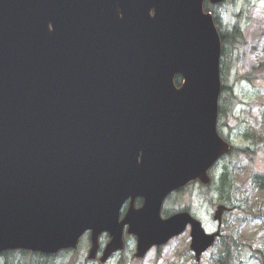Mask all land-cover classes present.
I'll use <instances>...</instances> for the list:
<instances>
[{"label": "water", "instance_id": "obj_1", "mask_svg": "<svg viewBox=\"0 0 264 264\" xmlns=\"http://www.w3.org/2000/svg\"><path fill=\"white\" fill-rule=\"evenodd\" d=\"M202 2L0 0V252L57 253L90 231L92 259L107 232L104 261L125 225L136 257L187 225L197 255L212 245L218 234L188 214L160 218L168 194L208 184L228 151L215 130L219 41Z\"/></svg>", "mask_w": 264, "mask_h": 264}, {"label": "rangeland", "instance_id": "obj_2", "mask_svg": "<svg viewBox=\"0 0 264 264\" xmlns=\"http://www.w3.org/2000/svg\"><path fill=\"white\" fill-rule=\"evenodd\" d=\"M222 11V21H225L226 17L231 20L232 17L235 21L237 19L240 22L239 25L246 41L244 45L236 44V48L229 47L224 51L223 62L226 67V80L228 85H231V82L238 76L237 73L249 72L263 79L262 83L254 84L252 82L253 86L246 81L239 80L242 84H237L236 94L239 98L246 100V104L248 100L253 99L254 104H250L253 110L247 113L251 116L254 123L251 119H248L247 123L253 125L257 134L264 137V115L259 117L261 113H264V108L262 107L264 103V0H226ZM256 107H259L258 110L255 109ZM246 108L244 112L247 111ZM242 119L245 120L246 116H242ZM255 120L258 121L256 122L257 125H255ZM229 123H236V118L229 120ZM224 131L225 134H228V130ZM237 164L240 172L234 177V180L239 184V193H248L249 203L252 206L261 203L263 208L258 209L256 213L252 210L250 212L255 213L257 217L258 215H264V157L258 153L250 161L246 156L239 155ZM257 174L262 175V179H259L256 176ZM191 188L190 192L187 190L181 192L178 196L172 197L170 199L172 205L179 208L189 207L201 220L205 230L213 231L214 225L211 221L208 199L210 197L214 198L215 191L204 190L200 186ZM245 210L247 211V209ZM259 217L263 218V220L251 217L248 212L234 213V215L230 216L229 221L227 220L229 223L226 226L229 225L233 227V230L237 231L238 240L252 243L254 249L263 250L264 217ZM188 238V231H186L182 236L174 239L166 247L159 250V252L153 249L143 261H135L134 264H193L194 262L189 259L188 255L184 254ZM87 248L88 239L84 237L79 251L81 255L86 253ZM210 251L203 256L202 264H212L211 253L213 251ZM61 259L63 257L58 258V260ZM242 264L259 263L253 258L251 261Z\"/></svg>", "mask_w": 264, "mask_h": 264}, {"label": "trees", "instance_id": "obj_3", "mask_svg": "<svg viewBox=\"0 0 264 264\" xmlns=\"http://www.w3.org/2000/svg\"><path fill=\"white\" fill-rule=\"evenodd\" d=\"M235 35H237V29L234 28L231 32L221 33V39L224 41L235 40ZM239 36V34H238ZM179 79H177V83ZM230 101L227 97L221 98L220 104V114L223 111H228ZM229 186H230V174L226 171L220 177L219 184L217 188L220 189V195L223 199H229ZM219 191V190H218ZM225 250L223 252V257L225 262L228 263L232 258V247L238 248L239 245L232 241L231 243H225ZM241 249V248H240ZM259 262L264 264V252L260 253ZM0 264H51L49 257L37 253H31L27 251H7L0 253Z\"/></svg>", "mask_w": 264, "mask_h": 264}, {"label": "flooded vegetation", "instance_id": "obj_4", "mask_svg": "<svg viewBox=\"0 0 264 264\" xmlns=\"http://www.w3.org/2000/svg\"><path fill=\"white\" fill-rule=\"evenodd\" d=\"M222 175V174H221ZM221 175L219 176V179H218V183H217V185H216V189H215V193H216V196H217V199L218 200H220V202H223V203H228L227 205H231L232 203H230V202H227V200H225V199H223L222 197H221V195H220V189L219 188H217V186H218V184H219V180H220V177H221ZM219 190V191H218ZM178 192H180V191H177L176 193H178ZM128 203H129V201H126L125 202V204L123 205V208H122V212H123V214L126 212V210H127V207H128ZM140 204H141V201L140 200H136V205L137 206H140ZM234 205V204H233ZM235 206V205H234ZM241 207H243V206H241V205H237L236 206V210H238L239 208H241Z\"/></svg>", "mask_w": 264, "mask_h": 264}, {"label": "bare ground", "instance_id": "obj_5", "mask_svg": "<svg viewBox=\"0 0 264 264\" xmlns=\"http://www.w3.org/2000/svg\"><path fill=\"white\" fill-rule=\"evenodd\" d=\"M243 210H245V209H242V208H241V209H240V212L243 211ZM245 211H246V210H245Z\"/></svg>", "mask_w": 264, "mask_h": 264}]
</instances>
